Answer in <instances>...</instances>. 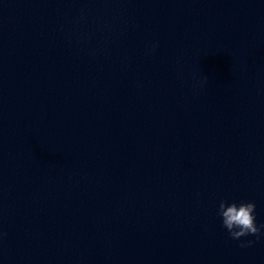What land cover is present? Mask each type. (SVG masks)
Listing matches in <instances>:
<instances>
[{
  "label": "clouds",
  "instance_id": "1",
  "mask_svg": "<svg viewBox=\"0 0 264 264\" xmlns=\"http://www.w3.org/2000/svg\"><path fill=\"white\" fill-rule=\"evenodd\" d=\"M206 81L207 78L205 77ZM255 209L256 204L254 202L241 201L237 203L233 201L229 203L226 200L220 201L218 215L231 238L239 240L241 237L249 235L260 237L264 224L257 226ZM251 243L252 241H248V244Z\"/></svg>",
  "mask_w": 264,
  "mask_h": 264
}]
</instances>
